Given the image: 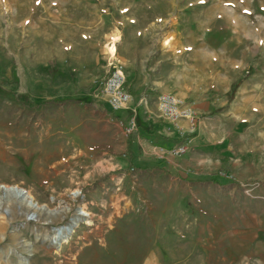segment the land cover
Here are the masks:
<instances>
[{
  "label": "rangeland",
  "instance_id": "374dc122",
  "mask_svg": "<svg viewBox=\"0 0 264 264\" xmlns=\"http://www.w3.org/2000/svg\"><path fill=\"white\" fill-rule=\"evenodd\" d=\"M128 27L150 31L152 68L213 96L205 116L247 119L235 142L264 162V0H0V185L70 208L20 224L19 201L2 195L0 264H230L264 250L261 240L251 248L247 237L217 236L241 228L261 180L229 197L122 162L124 134L99 93ZM71 223L58 246L39 236Z\"/></svg>",
  "mask_w": 264,
  "mask_h": 264
},
{
  "label": "crops",
  "instance_id": "0c3cea01",
  "mask_svg": "<svg viewBox=\"0 0 264 264\" xmlns=\"http://www.w3.org/2000/svg\"><path fill=\"white\" fill-rule=\"evenodd\" d=\"M149 33L150 31H132L128 27L126 30H119L115 43V56L124 64L127 88L132 95L131 108L136 111L138 119L137 129L127 136L120 121L126 120L131 111L113 112L117 115V122L125 139V146L121 151L122 162L132 170L151 168L152 176L156 177L169 176L196 186L207 185L219 190L224 187L229 190V197L230 194L236 197L237 189H242L240 182L261 180V185L253 190V195L246 197L251 204H248L246 214L241 218L244 219L241 228L235 229L234 233L230 232L231 226L229 232L222 228L223 233L217 236L247 237L251 248L255 240H261L264 249V162L257 158L259 154L254 153L252 147L255 146L239 147L235 142L236 137H240V128L249 122L244 118L235 121L232 117L234 125L231 127V119L226 116H205L217 107L213 96L205 95L202 89L194 90L188 86L178 88V74L172 70L162 72V67L158 65L152 68V39L149 38ZM162 93H171L192 102L196 113L194 122L181 119L177 128L171 121L162 118L158 100ZM107 105L110 110L109 104ZM228 114L226 112L225 115ZM243 131L249 135L252 132L251 127L248 131ZM181 144H187L188 151L182 155L173 154L171 150ZM223 171L234 174L239 181L229 180ZM199 213L207 211L200 208ZM253 218L256 222H252ZM252 254L250 257L245 254L241 259L229 257L227 261L230 264H253L257 259L256 262L264 264V250L255 258Z\"/></svg>",
  "mask_w": 264,
  "mask_h": 264
},
{
  "label": "built area",
  "instance_id": "2783aa9c",
  "mask_svg": "<svg viewBox=\"0 0 264 264\" xmlns=\"http://www.w3.org/2000/svg\"><path fill=\"white\" fill-rule=\"evenodd\" d=\"M110 65L111 68L107 76L101 82L99 96L107 101L110 111L117 113L130 108L132 95L127 88V75L124 64L117 58L115 59L114 56ZM158 100L161 117L171 121L177 128L181 119L186 118L194 122L196 113L192 102L186 98H181L171 93H162L159 95ZM120 122L124 126L125 134L127 136L131 135L138 127L136 111L134 110L132 115ZM187 151V144H181L171 150L175 155H182Z\"/></svg>",
  "mask_w": 264,
  "mask_h": 264
},
{
  "label": "bare ground",
  "instance_id": "6f19581e",
  "mask_svg": "<svg viewBox=\"0 0 264 264\" xmlns=\"http://www.w3.org/2000/svg\"><path fill=\"white\" fill-rule=\"evenodd\" d=\"M115 51H116V45L114 43L113 46L111 47V53H113V55H114ZM2 187H4V188H2ZM1 188L5 191L6 194H8V197H11L14 200L19 201L20 206L24 209L23 212H26L29 209H33L35 212H37L38 215L36 216V219H35V221H37V222L43 221L45 223H51V222L54 221V218L58 217L59 215L64 217L70 210V208L67 207V206H65V207H63L61 209H59V208L50 209V208H47L46 206H41L40 204H38L37 206H34V205H32L29 202V198H33V196L28 190L25 189L27 191V195H28L26 198L18 199L17 197L9 196V195L12 194V189L15 188V186H6V185L3 186L2 185ZM79 194H80V192L76 191V192L73 193V197L76 198V197H78ZM2 195H3V193L0 192V199H3L2 197L4 195L3 196ZM81 209H82V212L81 213L79 212V214L82 216L80 218V220L81 219H85L88 222V220H89L88 218H89L90 214L85 210L84 207H82ZM4 213L5 212H2L0 214L4 215ZM3 219H5V217H3ZM68 227L69 226H67V225H65L64 227H62V226L59 227V228L57 227L56 230L52 229L51 232H47L45 234H40L39 236L40 237H44L43 238L44 241L49 240L53 246H58L59 241L66 242L68 240L67 239L68 237H66V234H68V232H70L68 230ZM4 237L5 236L2 233L1 239L4 238ZM20 262L23 263L24 259H21Z\"/></svg>",
  "mask_w": 264,
  "mask_h": 264
},
{
  "label": "water",
  "instance_id": "95a60500",
  "mask_svg": "<svg viewBox=\"0 0 264 264\" xmlns=\"http://www.w3.org/2000/svg\"><path fill=\"white\" fill-rule=\"evenodd\" d=\"M1 186L2 185H0V192L3 193L5 198L8 197V194H6L5 191L2 189L4 187L1 188ZM9 196H14V197H17L18 199H20V198L22 199V198H26L28 195H27V191L24 188L15 185V188L12 189V194ZM29 202L34 206L38 205L37 202H34L33 198H29ZM18 208H19V210H18L19 215H24V221L20 222V224H26V223H28V221H32V220L34 221L36 219V216L38 215L37 212H35L33 209H29L26 212L21 211L20 204H18ZM6 212H7V214H10V211H8V210H6ZM74 225H75V223H71L68 227V230L69 231L73 230ZM52 228H54V227H52Z\"/></svg>",
  "mask_w": 264,
  "mask_h": 264
},
{
  "label": "trees",
  "instance_id": "16d2710c",
  "mask_svg": "<svg viewBox=\"0 0 264 264\" xmlns=\"http://www.w3.org/2000/svg\"><path fill=\"white\" fill-rule=\"evenodd\" d=\"M80 101V100H79ZM136 120L138 121V119H137V114H136ZM138 123V122H137Z\"/></svg>",
  "mask_w": 264,
  "mask_h": 264
}]
</instances>
